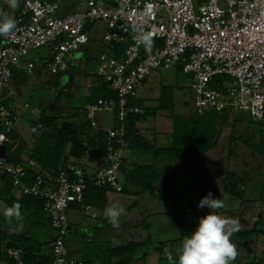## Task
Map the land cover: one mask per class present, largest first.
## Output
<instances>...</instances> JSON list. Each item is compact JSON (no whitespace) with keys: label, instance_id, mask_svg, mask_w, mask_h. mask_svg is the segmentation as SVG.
Instances as JSON below:
<instances>
[{"label":"built area","instance_id":"2783aa9c","mask_svg":"<svg viewBox=\"0 0 264 264\" xmlns=\"http://www.w3.org/2000/svg\"><path fill=\"white\" fill-rule=\"evenodd\" d=\"M14 19L17 29L0 36V175L11 179L12 191L45 201L51 239L48 264H86L71 256L66 244L70 233L67 211L83 207L88 186L123 192L128 113L143 115L145 109L130 102L138 97L142 83L159 68L181 66L191 78L195 112L230 110L264 118V0H76L77 10L61 14L62 0H20ZM106 24L104 42L125 45L120 57L105 52L97 59V76L115 96L100 97L80 109V116L94 128L98 112H113L116 124L103 127L105 151L101 159L86 154L54 177L43 173L28 182L27 169L13 164L4 150L25 115L35 113L28 103L16 106L7 87L14 73L34 69L28 56L47 46L51 72L68 68V58L89 42L86 27ZM151 36V48L138 42ZM43 124H33L35 134ZM264 213V201L261 204ZM95 217V213L93 214ZM8 264H39L27 261L21 247L2 244Z\"/></svg>","mask_w":264,"mask_h":264},{"label":"rangeland","instance_id":"374dc122","mask_svg":"<svg viewBox=\"0 0 264 264\" xmlns=\"http://www.w3.org/2000/svg\"><path fill=\"white\" fill-rule=\"evenodd\" d=\"M194 1L198 3L202 0ZM86 28L91 38L85 45L86 50L76 51L71 56L74 60L71 64L77 62L80 72H75L71 67L56 73L51 72L47 67L51 57L47 47L31 52L30 60L35 64V69L24 73L16 71L15 78L7 87V92L16 104L28 103L35 110L34 114L25 115L23 118L21 125H24V135L32 136L30 128L43 113L56 116L61 113L65 116L74 108H79L86 101L82 88L87 87L91 90L99 81L96 73L98 56L102 52H109L108 45L103 40L107 26L98 21ZM191 83L190 76L177 67L159 68L141 85L140 96L145 98L144 106H153L156 105L155 99L160 85L170 86L174 90L175 112L188 116L195 112V95ZM61 98H64L65 104L61 103L63 100ZM167 114L161 111L156 116L147 117L145 121L138 124L140 133L155 146H165L171 141L169 132L172 130V121ZM236 115H238L237 112L232 114L231 122L238 117ZM246 115L249 114L245 113L244 116ZM96 121L98 125L113 126L116 124L115 114L98 112ZM230 125L231 123L218 127L214 147L200 157L198 167L185 170L175 176L173 188L164 200L160 199L158 191L162 189V183L152 190L137 194H134L132 190L128 192L109 190L106 207L118 204L125 209L120 217L118 228H113L105 218L106 207L103 209L93 207L91 210H85L83 207L69 209L67 214L71 227L70 233L66 236V244L70 254L79 259H96L107 247L116 248L134 242L136 243L134 252L126 256L130 264H178V250L183 238L190 235L198 225V223H184L182 219H179V215L194 217L206 215L210 210L198 209L196 205L209 192L214 198L223 201L224 207L217 210V214L221 216L228 213L235 214L242 209L246 219L251 213L256 212L258 202L264 197V156L240 142L230 141L231 134L239 135L245 131V128L238 127L232 132ZM250 134L251 130L247 135ZM231 147L234 151L232 154L229 153ZM125 157L129 168L135 163L152 162V153L149 150H126ZM227 170L235 171L245 179L246 202L244 204L232 199L224 192L223 179ZM201 180L206 181L203 189L200 186ZM2 198L4 199V195ZM0 206L4 208V205ZM94 211L98 214L96 219L91 216ZM25 214H23L24 232L33 233L50 250L52 245L50 240L55 232L47 226L49 221L47 213L44 212L43 215L38 216L40 224L34 227L35 232L27 224ZM15 223L13 219L12 224L15 225ZM241 223L239 227H246ZM246 223L252 224L248 219ZM231 240L236 244L238 252L242 241L244 244H256V236H253V232L248 233L244 239L232 235ZM169 254L172 255L173 261H169ZM115 261L116 259L113 260ZM94 264L102 263L96 260Z\"/></svg>","mask_w":264,"mask_h":264},{"label":"trees","instance_id":"16d2710c","mask_svg":"<svg viewBox=\"0 0 264 264\" xmlns=\"http://www.w3.org/2000/svg\"><path fill=\"white\" fill-rule=\"evenodd\" d=\"M109 47L114 51L116 57H120L125 45L114 41ZM176 67L182 71L181 66ZM98 79L99 81L90 90L88 104L100 97L115 96L106 89L105 84L99 77ZM144 100L145 98L138 96L130 102L131 105L144 107L145 113L143 115L128 113L126 126L129 130V136L126 138L125 148L126 150L151 151L152 162L148 164L135 163L133 167L127 168L125 161L122 166L125 175L123 192L132 190L134 194H137L138 192L152 190L162 183V189H158V191L160 199L164 200L167 193L173 188L175 176L185 170L198 167L200 157L214 147L217 129L222 125L231 123L232 132L238 127L245 128V131L239 135L231 134L230 141L240 142L264 156V118L254 119L249 115L244 116L245 112H238V115H236L238 117L231 122L230 118L234 112L230 110L208 111L204 115L196 112L188 116L179 115L175 112L173 88L162 84L155 99L156 105L144 106ZM80 109L74 108L70 114L65 116L61 113L57 116L43 113L37 121L43 124V129L33 138L31 147L26 141L18 139L16 131L12 134L13 143L4 150V154L8 156L13 164L22 165L27 169L28 182H32L39 173H43L46 177L56 176L59 170L66 168L70 162L77 161L86 154L91 146L94 148L93 157L95 159L99 160L103 157L105 151L104 132L102 128H94L89 121L83 119L80 116ZM161 111L167 112L172 121V130L169 132L171 141L165 146H155L140 133L137 124L145 121L147 117L156 116ZM252 124L254 125L252 126ZM250 130L251 134L247 135ZM25 151L28 152L32 162L31 165H23L22 156ZM229 153H234L232 147L229 148ZM3 176L7 178L5 189L2 192L4 201L9 206L19 203L21 212L33 208V215L37 218L36 222L40 223L38 216L46 212L45 201L31 195L20 196L19 198L9 196L7 191L12 187L11 179L7 175ZM200 182L201 188H205L206 181L201 180ZM109 190L112 189L109 187L88 186L84 194V205L91 208H105ZM223 190L232 199L239 200L241 204L246 202V181L235 171L227 170L225 172ZM247 234L248 232L238 231L233 235L244 239ZM27 241L34 240L31 237L20 235L15 238V241L10 242L9 246H25L28 244ZM37 244L36 248L31 245L25 246L23 248L24 257L27 261L39 258V264H48L50 256L40 255L42 245L41 243ZM135 248L136 243L134 242L116 248L107 247L96 259L86 258L83 260L86 264H94L96 260H99L102 264H130L126 256L133 253ZM0 259H6L10 262L8 257L1 252ZM114 259H116L115 262H113Z\"/></svg>","mask_w":264,"mask_h":264},{"label":"clouds","instance_id":"9594fccd","mask_svg":"<svg viewBox=\"0 0 264 264\" xmlns=\"http://www.w3.org/2000/svg\"><path fill=\"white\" fill-rule=\"evenodd\" d=\"M10 9H16L18 0H6ZM17 29V21L3 9H0V36L8 37ZM138 42L151 48L152 40L148 34L137 37ZM198 209L207 208L210 211L198 217V225L195 230L183 238L178 250V264H232L238 256L236 244L231 237L238 232L239 221L234 218H226L217 214L218 209L224 207L219 198H214L209 192L197 203ZM125 209L118 204L107 206L104 209V216L113 228L120 226V217ZM4 216L9 223L13 219L17 222V231L23 228V214L21 205L14 203L11 206L4 205ZM169 261H173L171 254Z\"/></svg>","mask_w":264,"mask_h":264},{"label":"crops","instance_id":"0c3cea01","mask_svg":"<svg viewBox=\"0 0 264 264\" xmlns=\"http://www.w3.org/2000/svg\"><path fill=\"white\" fill-rule=\"evenodd\" d=\"M62 1L63 2L61 5V11H60L61 14H65V13L73 12V11L77 10L78 6H77L76 0H62ZM199 2H201V1H199ZM20 3H21V1L18 0L19 6L13 10V9L9 8V5L6 3V0H0V9H3L5 12H7L10 16H12L14 18L20 9ZM90 40H91V38L89 36V42H90ZM47 48H48V51L51 53V47L47 46ZM108 48H109V52L108 53L105 52V53H107L109 55H114V51L111 49V47H109V45H108ZM80 50H86L85 45L83 47H81L78 51H80ZM71 56L68 58V68L71 67L75 72H80V70L78 69V67L76 65L77 62L74 64H71L74 61L73 59H71ZM28 60L31 61L30 55L28 56ZM34 69H35V67H34ZM20 73H24V72H20ZM15 75L16 74H14L13 78H15ZM140 87H142V86H140ZM82 89H83L82 94H83V97L86 98L85 99L86 101L79 108H84L88 105V100H89V95H90V90H88L87 87H83ZM7 91H8V88H7ZM138 96H140V90H139ZM64 98L66 99V97H64ZM64 98H61V99H63L62 100L63 102L61 101L62 104L66 103ZM148 98H149V100L151 99L150 96ZM14 104L16 106L24 105V104H22V105L16 104L15 102H14ZM22 122H23V120L19 123L15 133H16L19 140L26 141V143L31 147L33 145V138L35 137V135L31 131H30L31 135H32L31 137L24 135V133H23V130H24L23 126L24 125H21ZM138 124H137V127H138ZM98 126L100 128L109 127V126H103V125H98ZM22 160H23V165H26V164L31 165V163H32L30 161V158H29L27 151L24 152V154L22 156ZM125 165L127 167V160H126ZM127 168H129V167H127ZM6 183H7V178L0 175V205L1 204L7 205L6 202L4 201V199L2 198V192L5 189ZM7 194L9 196H14L17 198L20 197L19 195L14 193L12 191V189L7 191ZM263 201H264V197L261 198L260 201L258 202L256 212L254 211V213H251L249 216H247L248 218H246V219L244 218V212L242 211V209H239L235 214L234 213H231V214L228 213V214L224 215V217H226V218L237 219L239 221V224L242 222L244 224V226H246V227H242V228L239 227V229H240L239 231L248 232V233L253 232V236L254 235L256 236V244H247V243L244 244L243 241L241 242L242 243L240 246L241 249L239 250L238 256L235 259L233 264H264V213L261 212V204ZM72 208H75V207H72ZM91 209L92 208H90V210ZM33 212H34V209L29 208V209H25L22 212V214L26 213L25 219L27 221V224L29 226H31V228H33L32 229L33 232H35L36 229L34 227L39 226L40 223L36 222L37 218L34 217ZM27 213H28V215H27ZM94 213H95V217H93ZM91 216L93 219H96L98 214L96 211H94ZM179 217H180L179 219H182L181 221H183L184 223H186V222L195 223V224L198 223V217L197 216L194 217V216H189V215L188 216L187 215H179ZM247 219L250 220L252 222V224L247 225V223H246ZM13 226H15V227H13ZM47 226L50 228L49 223L47 224ZM70 227H71V224H70ZM12 228H14V231H12ZM16 229H17V222L15 223V225L12 224V222L9 223L4 216V208H1V206H0V246L2 244L10 245V242L15 241V238L22 235L25 237H31L34 240V241H27L28 244H26L25 246L31 245V246H34L36 248L38 245L37 243H41L42 247H41L40 255H48L49 254L50 250H48V247L46 246V244H43L41 241H39L33 233L26 234L24 232L23 228L20 231H17ZM25 246L21 245L20 247L24 248ZM14 247H16V246H14ZM35 252L37 253L38 251L36 250ZM69 252H70V250H69ZM2 254H4V253H2ZM0 264H8V261L6 259H0Z\"/></svg>","mask_w":264,"mask_h":264}]
</instances>
